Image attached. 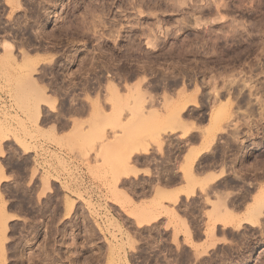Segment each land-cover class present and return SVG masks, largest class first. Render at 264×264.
I'll list each match as a JSON object with an SVG mask.
<instances>
[{
  "label": "rangeland",
  "instance_id": "374dc122",
  "mask_svg": "<svg viewBox=\"0 0 264 264\" xmlns=\"http://www.w3.org/2000/svg\"><path fill=\"white\" fill-rule=\"evenodd\" d=\"M8 43L0 264H264V0H0Z\"/></svg>",
  "mask_w": 264,
  "mask_h": 264
},
{
  "label": "bare ground",
  "instance_id": "6f19581e",
  "mask_svg": "<svg viewBox=\"0 0 264 264\" xmlns=\"http://www.w3.org/2000/svg\"><path fill=\"white\" fill-rule=\"evenodd\" d=\"M4 48H5V51H4V53H2V55H0V66H9L8 65V63L11 61V62H14L15 61V59H14V56L12 55V50H13V44L12 43H8V44H5L4 45ZM22 54H24V53H22ZM26 54V53H25ZM27 55V54H26ZM25 55V56H26ZM23 57H24V55H23ZM27 58H29L28 56H26L25 57V61H24V63L22 62V64H21V66H26V64H32V63H27L29 60H27ZM31 60V59H30ZM31 61H33V60H31ZM10 62V63H11ZM15 65H16V63H15ZM28 70V69H27ZM30 71H31V69H30ZM33 82V81H32ZM36 84V83H35ZM34 84H32V86H33ZM36 87V91H37V94H39L38 96H37V98L38 99H40V98H43L45 95H44V93H45V88H42V87H37V85L35 86ZM57 91V90H56ZM35 92V91H34ZM148 95V94H147ZM136 98H138V96L136 97ZM37 99V101H36V103H35V105H34V114H35V116H36V118L38 119V117L40 116V110H41V102L43 101V100H38ZM45 99V98H44ZM188 99V98H187ZM192 99V98H191ZM138 100V99H137ZM194 100V99H193ZM46 104V103H45ZM194 105V104H193ZM196 105V104H195ZM224 105H227L226 103L225 104H223V105H221L222 106V108L224 107ZM229 105H231V104H229ZM228 105V106H229ZM187 105H184V107H183V110H184V108L186 107ZM222 108H220L219 107V109H217L216 111H215V116H218V114L219 113H221L222 112ZM224 108H226V107H224ZM99 109V108H98ZM100 110V109H99ZM134 111V110H133ZM139 112V111H138ZM138 112H134L135 114L136 113H138ZM180 112H182L181 110H180ZM179 114V113H178ZM178 114H177V117H178ZM150 115H151V112H150ZM174 117V116H173ZM155 118V117H154ZM176 118V117H175ZM153 119V118H152ZM151 119V120H152ZM36 120V119H35ZM169 120V119H168ZM177 120V119H176ZM178 121V120H177ZM156 122V121H155ZM160 122V121H159ZM150 123L151 122H149V125H150ZM136 124V123H135ZM160 123H158V125H159ZM176 124V123H175ZM148 125V124H147ZM166 126V125H165ZM162 127V126H161ZM168 127V126H167ZM165 130V129H164ZM166 130H167V128H166ZM172 130H174V129H172ZM154 139V138H153ZM160 139V138H159ZM152 141V140H151ZM211 141V140H210ZM153 142V141H152ZM154 143V142H153ZM158 143V142H157ZM137 149V148H136ZM135 149V150H136ZM133 152H135V151H133ZM132 152V153H133ZM140 152V151H139ZM131 153V154H132ZM142 153V152H141ZM255 154V153H254ZM247 156H248V154H247ZM234 158V157H233ZM122 167V166H121ZM187 167V166H186ZM188 168V167H187ZM264 168V167H263ZM190 169V168H189ZM119 171H121V170H119ZM188 172H190L189 170H188ZM119 173V172H118ZM118 173H117V175H118ZM135 173V172H134ZM120 174H121V172H120ZM122 177L124 176L125 178L127 177V176H129V174L128 173H124V171L122 172ZM137 175V174H136ZM132 176V175H131ZM121 177V176H120ZM124 178V179H125ZM217 178V175H216V177H213V180L214 179H216ZM120 179V178H119ZM170 181V180H169ZM200 183V182H199ZM192 185H194L193 183H191ZM198 185H201V184H198ZM204 185V184H203ZM203 185H202V187H203ZM230 185V184H229ZM188 186H189V184H188ZM193 187V186H192ZM192 189V188H191ZM159 190V189H158ZM188 191V190H187ZM176 192V191H175ZM188 192H190V191H188ZM168 193H169V191H168ZM163 196V195H162ZM245 196V195H244ZM256 199V198H255ZM246 200V199H245ZM174 201V200H173ZM220 206V205H219ZM224 207V206H223ZM219 208V207H218ZM217 208V209H218ZM226 208V207H225ZM264 208V191L262 192V193H260L259 194V196H258V198H257V200H256V202H254V204L252 205V206H250L249 207V210L247 211L248 213H247V217L243 220V221H239V222H236V227L234 226V229L236 228V230L238 231V229H240L239 227L241 226V224L242 223H244V224H251L252 226H258V224H257V219L260 217V216H262V209ZM215 211H217L216 209H215ZM214 211V212H215ZM150 213V212H149ZM148 213V214H149ZM216 213V212H215ZM219 215H221V213H223L224 215H222V216H225V217H227L226 219H225V221H224V223H222V225L223 224H225V225H230V224H232L233 223V221L235 220H237V219H235V218H237V216L235 217V212L233 213V211L232 210H227V208H226V210H225V212H224V210L223 211H221V213H220V210H219ZM217 213V214H218ZM173 214V213H172ZM215 216H217V218L219 219H221L222 218V216L220 217H218V215H216L215 214ZM141 217V216H140ZM151 217V216H150ZM142 218V217H141ZM157 219V217H153L152 218V220H156ZM183 219V218H182ZM219 219V220H220ZM222 219H224V218H222ZM222 219H221V222H222ZM141 220H143V219H141ZM240 220V219H239ZM184 221H185V219H184ZM234 221V222H235ZM180 222H181V220H180ZM187 221H185V223H186ZM216 222V221H215ZM184 222H183V224H181V226H183V229L185 228V226L186 225H184L185 224ZM235 224V223H234ZM233 224V225H234ZM187 225H188V223H187ZM224 226V225H223ZM232 226V225H231ZM228 227V226H227ZM233 227V226H232ZM189 227H186V229H188ZM186 229H184V231L186 230ZM186 231H188V230H186ZM235 231V230H234ZM236 231V232H237ZM187 233V232H186ZM263 233V232H262Z\"/></svg>",
  "mask_w": 264,
  "mask_h": 264
},
{
  "label": "flooded vegetation",
  "instance_id": "af4514ba",
  "mask_svg": "<svg viewBox=\"0 0 264 264\" xmlns=\"http://www.w3.org/2000/svg\"><path fill=\"white\" fill-rule=\"evenodd\" d=\"M66 69V67L65 68H63V70H65ZM51 72L53 73V74H56V73H58L59 75H62V72L59 70V68L58 69H52L51 70ZM98 81H97V83H95V87L97 88V87H100V86H102L103 85V76L102 75H100V74H98ZM91 88H94L93 86L91 87ZM253 143H257V142H253V141H249V140H247L246 141V144L247 145H252ZM252 146H250V148H251Z\"/></svg>",
  "mask_w": 264,
  "mask_h": 264
},
{
  "label": "crops",
  "instance_id": "0c3cea01",
  "mask_svg": "<svg viewBox=\"0 0 264 264\" xmlns=\"http://www.w3.org/2000/svg\"><path fill=\"white\" fill-rule=\"evenodd\" d=\"M138 171V170H137ZM140 174V172H137V175H139Z\"/></svg>",
  "mask_w": 264,
  "mask_h": 264
}]
</instances>
